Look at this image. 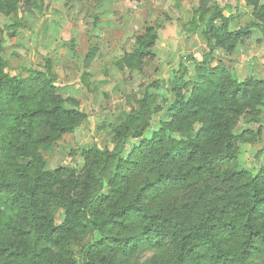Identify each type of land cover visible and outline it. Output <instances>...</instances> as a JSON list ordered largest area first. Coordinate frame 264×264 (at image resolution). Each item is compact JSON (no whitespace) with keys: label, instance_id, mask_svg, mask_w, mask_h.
<instances>
[{"label":"trees","instance_id":"16d2710c","mask_svg":"<svg viewBox=\"0 0 264 264\" xmlns=\"http://www.w3.org/2000/svg\"><path fill=\"white\" fill-rule=\"evenodd\" d=\"M259 1L246 4L262 18ZM19 2L0 0V14L16 15ZM213 10L203 29L208 52L183 57L196 74L187 96L185 83L171 90L169 121L122 156L149 127L148 91L162 89L153 82L114 130L112 149H88L81 170L47 169L38 151L85 116L65 107L49 66L25 77L6 72L0 30V264H77L72 246L94 233L78 264H264V169L239 168V146L254 137L234 131L241 116L264 108V83L212 66L216 49L229 52L264 26L231 32L232 17ZM155 41L147 28L122 61L143 60Z\"/></svg>","mask_w":264,"mask_h":264},{"label":"rangeland","instance_id":"374dc122","mask_svg":"<svg viewBox=\"0 0 264 264\" xmlns=\"http://www.w3.org/2000/svg\"><path fill=\"white\" fill-rule=\"evenodd\" d=\"M214 6L224 17H232L231 32L252 22L264 26V0L257 3L262 18L246 0H20L16 15L0 14L6 72L25 77L49 66L65 107L85 116L51 149L38 151L46 168L81 170L88 149L111 150L114 130L153 82L162 89L148 91L155 96L149 127L143 137L129 138L122 156L168 122L171 90L185 83L187 96L196 74L194 65L183 57L200 58L208 52L203 29L215 15ZM147 28L156 36L150 55L126 65L123 56L135 52V39ZM219 65L237 82L264 83V32L251 31L229 52L216 49L212 66ZM234 131L251 132L254 137L239 146V168L253 174L264 169V108L256 115L241 116ZM62 217L63 212H58L55 224ZM96 238L94 233L72 246L77 264L82 244Z\"/></svg>","mask_w":264,"mask_h":264}]
</instances>
